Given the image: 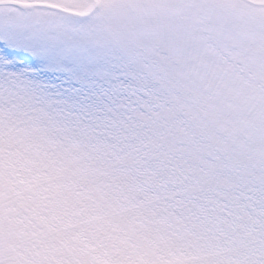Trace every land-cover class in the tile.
Wrapping results in <instances>:
<instances>
[{"label": "snow or ice", "instance_id": "1", "mask_svg": "<svg viewBox=\"0 0 264 264\" xmlns=\"http://www.w3.org/2000/svg\"><path fill=\"white\" fill-rule=\"evenodd\" d=\"M0 264H264V0H0Z\"/></svg>", "mask_w": 264, "mask_h": 264}]
</instances>
